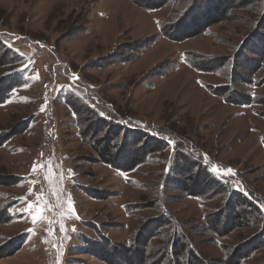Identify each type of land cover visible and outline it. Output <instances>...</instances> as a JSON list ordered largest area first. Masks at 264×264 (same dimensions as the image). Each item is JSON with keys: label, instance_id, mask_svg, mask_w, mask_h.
I'll return each instance as SVG.
<instances>
[{"label": "rangeland", "instance_id": "374dc122", "mask_svg": "<svg viewBox=\"0 0 264 264\" xmlns=\"http://www.w3.org/2000/svg\"><path fill=\"white\" fill-rule=\"evenodd\" d=\"M196 1L0 0V141L13 131L0 143V264H106L95 258L105 243H143L162 218L160 235L177 230L199 264H233L231 247L241 264H264L263 219L231 226L227 191H186L200 182L191 167L211 164L232 169L237 190L264 205V68L247 73L239 58L254 32L264 34V0H223L220 9L214 1L203 31ZM232 56L241 65L233 73L196 69ZM227 85L255 104L235 106L209 89ZM146 136L171 144L156 139L145 153ZM101 156L140 162L126 171ZM37 201L33 222L35 211L24 210ZM219 219L225 238L211 231Z\"/></svg>", "mask_w": 264, "mask_h": 264}, {"label": "trees", "instance_id": "16d2710c", "mask_svg": "<svg viewBox=\"0 0 264 264\" xmlns=\"http://www.w3.org/2000/svg\"><path fill=\"white\" fill-rule=\"evenodd\" d=\"M198 1V0H197ZM196 1V2H197ZM215 1V6H217L219 9L221 8V6H223L224 1L223 0H199L197 2V4L201 5L200 8L198 9V11L201 12V8L203 7L205 10H203L202 16L205 17V20L209 23H207L206 26H204L202 28L203 30H207L208 28H210V25L212 23V21L214 20L213 17H211V15L209 16L208 14L213 11H215L214 7L212 6V3ZM195 2V0H194ZM229 2V1H228ZM148 4V3H147ZM144 7L146 10H154L159 8L156 5L154 6H149V7ZM216 12V11H215ZM214 14V12H213ZM216 17H218V20L222 19L223 15L221 13H218L216 15ZM187 19H185L186 21ZM184 23V22H182ZM181 23V25H183ZM183 26H180L178 29V32H181L180 30H182V38H191V36L189 37V35H187L189 30H186L185 28H181ZM262 28V27H261ZM175 29V27H174ZM172 30L173 32L175 30ZM194 34H201V30H197ZM255 34V35H254ZM70 35V33H67L66 36L68 37ZM196 36V35H194ZM253 38H257V40L259 42L253 41ZM176 40H174L173 42H175ZM251 41L250 43H248V45L250 46V48H248V52L244 54H242L239 58L241 60H243V65H244V69L247 71V73H252V74H256V71L263 69L264 66L262 64V67L259 65L260 60H264V34L260 31L257 30L256 32L253 33L252 37H249V40ZM147 46L146 44H143L141 47H145ZM252 53L250 54L249 52ZM196 55V54H195ZM252 56L253 60H249L250 56ZM192 56V55H191ZM229 59H225L227 60L224 63H218L214 66H212L210 68H201L200 64L198 65V68H196L198 71L203 72V71H207V70H214L215 67H217L216 69H222L224 68L226 65H229L227 72L229 73H233L234 67L236 66H241L240 63H238V60H236L234 58V56L232 57H228ZM256 58V59H255ZM256 60V61H255ZM259 60V61H257ZM224 61V60H223ZM237 62V63H236ZM200 67V68H199ZM235 73V72H234ZM235 74H238L235 73ZM234 74V75H235ZM236 76H234L235 79ZM245 81H247L248 86L251 88H257V86H255V80H251V79H246ZM259 81V85L262 86V84L264 83V77L261 78ZM232 84V82H230ZM234 83V82H233ZM229 84V82H228ZM213 95L216 94V96H219L220 98H222L224 101L231 103L232 105L235 106H247V105H254V99L255 97L251 96L248 92L244 94H239V91L237 89H235L234 87H231L229 85L227 86H218V87H213V88H209ZM1 92L3 93V95H5L6 90L1 89ZM8 95V94H7ZM6 95V96H7ZM2 101V100H1ZM261 105H263L262 103H259ZM26 124L30 121H25ZM27 127V125H25ZM122 126V125H121ZM119 128V127H118ZM130 131V130H129ZM123 132V127L118 129V132H116L115 135H112V137H109L107 140L112 142L114 140V137L120 135V133ZM13 131H10L9 133H6V136H4V140H1L0 143L4 142L5 140H7L9 137L13 136V135H9L12 134ZM83 134V133H82ZM127 137H131L130 134L127 135ZM146 141H145V145L148 147L147 151L145 153H149L150 151L153 152L155 149H153L154 147H156V145H158L156 143V139H158V141H164L163 143H169L168 139L162 136H146ZM162 138V139H161ZM139 139H135L133 143H131L132 147H137V143H138ZM100 144V143H99ZM131 147V146H130ZM144 154V153H143ZM142 154V155H143ZM186 153L184 152L183 155H185ZM144 156V155H143ZM193 160V159H192ZM101 163L107 164V165H111L113 166V168H120V170L126 169V171L129 169L134 168L136 165H138V163L140 162L138 159H134L132 160L129 164L128 167L125 165L122 166L120 164L114 163L112 161H110V158L106 157V156H101L100 161ZM183 162H185V158H183ZM194 162V160H193ZM193 164V163H192ZM196 164V163H195ZM212 167V165H204L203 163H199L197 165L192 166L191 168H196V172L192 169H190V176L194 175V172L196 173L194 176L190 177L191 180L194 181L195 177L197 179L200 180V182L198 183V181H196V183L194 184V191H191L189 189H186L187 194L191 197H196V198H203V197H211L214 196L215 194L218 193V191H227L228 196L233 198L234 201L232 202V205L230 206V203L227 205L228 206V213L231 216V220L230 222H234V223H230L232 224L231 226H233V224H236L238 221H242L244 223V227H248L251 223V220H256L258 217L260 219L264 220V212H262L260 205L262 204V202L257 201L253 196L250 195V193H248V196H244L243 193L241 191H238L237 188H239L236 184H234L233 182L237 180L236 175H233L231 178L225 177L223 180L217 179L216 175L213 174L209 169ZM193 172V173H192ZM200 184V185H199ZM203 186H206L205 189L202 191L201 188ZM247 192V191H246ZM208 193L210 195H208ZM237 201V202H236ZM230 206V207H229ZM8 208V207H6ZM221 218V217H220ZM220 220V219H219ZM217 221L213 224V228H211V231L213 234L221 237V238H225L227 237V233H222V232H218V227L221 225V220ZM206 223H209V221L207 219H205ZM264 222V221H263ZM169 223H167V221L165 219H160V221L158 223H155L151 229L152 231L149 233H146L145 237H144V241L143 243L140 242V240H137L138 242L136 243L134 240V243H132V246L130 245V243H128L127 246H122L119 245L118 247H113V246H109V245H105L107 246V248H105L102 254L96 256L95 258L100 259L102 262L106 263V264H114V262H117V264H133L131 262V260L134 258L135 254L138 253L137 255L140 256L139 258V264H165V263H170L173 264V262H178V264H188V259H191V264H199V260L197 258V256L195 255L193 250H189V247L192 248L191 244L188 243V247L184 244L183 239L181 237H177L176 235H178L177 230L174 232H168L165 235H160L161 232L159 231L160 228L164 227V226H168ZM261 238L262 240L264 239V223L261 225ZM158 230V232H156ZM179 230V229H178ZM176 234V235H175ZM103 238V237H101ZM138 238V237H137ZM136 238V239H137ZM104 242H107L105 239H102ZM152 240L154 241V245L149 253V255H147V250L148 248L151 246L150 244H152ZM88 242V241H86ZM261 242V239H260ZM92 242H89V244ZM140 243V244H139ZM143 244V246H142ZM139 246H142L144 249H140ZM224 251H225V247H224ZM226 251H230L228 254H231V256H235L234 262L233 264H241V256L237 255L238 253L234 252L233 247H231L230 249L226 248ZM109 253V258L105 259V256H108ZM233 253V254H232ZM249 255H247L246 257H250V253L248 252ZM226 263V262H225ZM177 264V263H176Z\"/></svg>", "mask_w": 264, "mask_h": 264}, {"label": "snow or ice", "instance_id": "6c2138e0", "mask_svg": "<svg viewBox=\"0 0 264 264\" xmlns=\"http://www.w3.org/2000/svg\"><path fill=\"white\" fill-rule=\"evenodd\" d=\"M45 108L42 107L41 111H44ZM171 144V142H169ZM205 162L207 163V157H205ZM33 170H35V166L33 168ZM213 174L216 175L217 179L223 180L225 178V176L228 175H235L234 171L232 169H218L217 166L212 165V167L209 169ZM242 193L244 196H248L247 192H243V190L241 189ZM261 210H264V205H261ZM71 210V207H70ZM33 211H35L34 215H31V219L33 222H35L37 220V216L43 211L42 207L39 205V201H37L36 205L33 204H28L27 207L24 210V213H32ZM63 230V229H61Z\"/></svg>", "mask_w": 264, "mask_h": 264}]
</instances>
